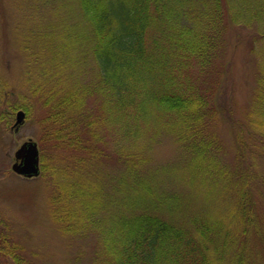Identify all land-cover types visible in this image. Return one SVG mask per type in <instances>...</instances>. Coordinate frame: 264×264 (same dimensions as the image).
Listing matches in <instances>:
<instances>
[{
	"label": "trees",
	"instance_id": "trees-1",
	"mask_svg": "<svg viewBox=\"0 0 264 264\" xmlns=\"http://www.w3.org/2000/svg\"><path fill=\"white\" fill-rule=\"evenodd\" d=\"M76 2L85 26L81 38L52 37L51 27L30 61L44 57L30 63V89L39 104L42 150L52 153L50 165L42 163L52 188L50 218L66 234L97 233L95 264H213L230 256L244 264L257 205L250 174L241 167L243 132L236 134L233 167L220 158L223 144L214 127L223 109L217 75L224 69L217 62L228 27L256 29L259 71L249 121L264 135V0ZM89 54L97 73L80 81L70 70L75 58L87 67ZM6 108L32 111L26 101ZM161 132L175 135L187 153L183 180L196 187L199 177L204 201L221 203L222 216L190 214L181 193L154 192L151 173L140 167L152 145L147 137ZM108 155L122 166L110 193L98 169ZM31 256L0 218V264H39Z\"/></svg>",
	"mask_w": 264,
	"mask_h": 264
},
{
	"label": "rangeland",
	"instance_id": "rangeland-1",
	"mask_svg": "<svg viewBox=\"0 0 264 264\" xmlns=\"http://www.w3.org/2000/svg\"><path fill=\"white\" fill-rule=\"evenodd\" d=\"M51 27L55 29L52 35ZM84 31L76 0H0V91L3 90L7 97L0 100V218L8 223L14 238L39 264H95L93 260L100 245L94 231L66 234L50 218L47 200L52 188L46 174L41 172L36 177L26 178L12 170L16 149L30 138L39 144L42 163L49 166L52 161L50 150H42L44 139L37 113L39 104L31 95L33 68L30 63H37L30 62L35 57L33 52L49 35L76 41ZM255 34V28L243 25L228 27L217 62L218 67L224 69L223 75H217L219 102L223 109L214 127L223 144L220 158L233 167L236 134L238 130L243 132L245 154L241 167L250 174L251 190L257 205V228L248 234L244 264H264V135H260L249 121L259 71V59L252 49ZM77 45L73 50L74 57L78 55ZM38 58L40 63L44 57ZM44 61L49 64L47 57ZM87 62V67L82 66L75 58L74 68L70 70L80 81L88 82L97 73L90 54ZM34 70L37 71L36 66ZM22 101H26L32 111L26 114L23 124L16 130L12 126L15 112L11 113L6 107L11 102ZM89 103L92 105V100ZM3 108L5 110L1 112ZM104 133L108 139L106 148L110 147L114 153L110 135ZM154 136L147 137L152 145L148 148L146 164L140 167L142 173H151L154 192L157 194L169 189L181 193L190 214L204 210L222 216L221 203L211 205L204 201V188L199 177L196 187L183 180L188 157L175 135L161 132ZM121 167L113 155H108L98 164L108 193L113 192L115 182L112 177L119 173ZM213 264H233V259L231 256L223 261L215 259Z\"/></svg>",
	"mask_w": 264,
	"mask_h": 264
},
{
	"label": "water",
	"instance_id": "water-1",
	"mask_svg": "<svg viewBox=\"0 0 264 264\" xmlns=\"http://www.w3.org/2000/svg\"><path fill=\"white\" fill-rule=\"evenodd\" d=\"M25 118L24 110H19L16 115L15 126L23 123ZM12 168L18 174L33 177L40 172V155L38 143L33 139L24 141L20 147L15 151V162Z\"/></svg>",
	"mask_w": 264,
	"mask_h": 264
}]
</instances>
